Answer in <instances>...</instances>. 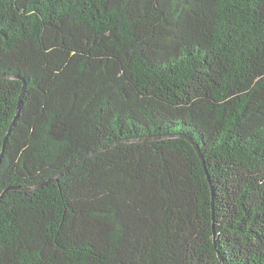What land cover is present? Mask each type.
<instances>
[{"label":"trees","instance_id":"obj_1","mask_svg":"<svg viewBox=\"0 0 264 264\" xmlns=\"http://www.w3.org/2000/svg\"><path fill=\"white\" fill-rule=\"evenodd\" d=\"M0 264H264V0H0Z\"/></svg>","mask_w":264,"mask_h":264},{"label":"water","instance_id":"obj_2","mask_svg":"<svg viewBox=\"0 0 264 264\" xmlns=\"http://www.w3.org/2000/svg\"><path fill=\"white\" fill-rule=\"evenodd\" d=\"M23 91H24V86H23V89H22V91H21V95H20V97H19V101H18V106H17L16 115H15L13 121H12V124H11V126H10V128H9V131H10V129L12 128V125H13L14 122L16 121L17 116H18V114H19V104L21 103V98H22V95H23ZM6 138H7V135L5 136L4 141H3L2 151L4 150V144H5ZM196 148H197V147H196ZM77 162H78V160L75 161V162H73V163H71L69 166H67L65 169H63L62 172H64L65 170H67L68 168H70L72 165H74V164L77 163ZM40 185H41V184H40Z\"/></svg>","mask_w":264,"mask_h":264}]
</instances>
